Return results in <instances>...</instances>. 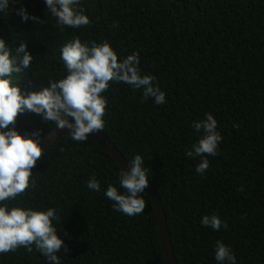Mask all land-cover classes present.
Instances as JSON below:
<instances>
[{
    "label": "trees",
    "instance_id": "1",
    "mask_svg": "<svg viewBox=\"0 0 264 264\" xmlns=\"http://www.w3.org/2000/svg\"><path fill=\"white\" fill-rule=\"evenodd\" d=\"M73 7L84 9L91 25L61 32L44 0H9L0 12V39L13 55L23 44L33 57L13 82L24 94L50 88L48 78L66 74L59 47L72 35L107 40L120 60L138 51L141 75L156 77L166 103L110 83L101 132L126 161L134 154L145 159L177 264H218L217 240L233 250L236 264H264V0H80ZM21 8L38 19L22 20ZM205 113L217 120L222 141L201 175L199 158L185 150L199 135L193 121ZM15 127L40 139L56 128L30 112ZM68 133L32 169L36 187L17 198L24 207L59 209L60 222L53 224L64 242L61 264H164L147 189L142 213L114 211L104 190L118 187L122 166L97 141L76 142ZM93 175L99 193L86 187ZM213 214L227 229L201 225ZM0 264L53 262L33 245L31 253L21 247L0 255Z\"/></svg>",
    "mask_w": 264,
    "mask_h": 264
},
{
    "label": "clouds",
    "instance_id": "2",
    "mask_svg": "<svg viewBox=\"0 0 264 264\" xmlns=\"http://www.w3.org/2000/svg\"><path fill=\"white\" fill-rule=\"evenodd\" d=\"M79 2L44 0L61 32L65 28L80 29L91 25L84 9L73 7ZM8 6L9 0H0V12ZM17 14L24 21L38 19L29 17L23 8ZM19 53H23L22 58ZM59 53L66 74L61 78H48L50 88L24 94L13 82L14 74L29 69L33 57L25 51L23 44L13 55L0 39V255L21 247L31 253L34 245L35 250L53 264H61L57 253L64 243L53 224V221L60 222L59 209L24 207L22 202H17L18 197H24L29 189L36 187L32 169L45 153L36 132L25 135L17 130L19 116L25 112L43 114L45 120L55 122L57 129H69L71 140L84 143L105 126L108 101L103 93L108 91L110 83H123L134 90H142L143 99L151 98L156 105L166 103V93L161 90L156 77L141 75L138 51L120 60L107 40L82 42L80 36L72 35L61 44ZM61 113L63 117H71L74 124L62 118ZM192 127L199 135L191 148L185 150V156L199 158L195 172L202 175L210 166L207 157L218 155L222 136L217 130V120L210 113H205L203 120L193 121ZM144 160L141 154H134L127 160V168L122 167L117 173L118 187L106 186L104 196L112 202L114 211L134 216L145 209L143 194L148 187V169L143 167ZM86 187L93 192L101 191L95 175L86 181ZM200 223L214 231L228 227L227 222L215 214L204 215ZM214 253L218 264H236L233 250L220 240L216 241Z\"/></svg>",
    "mask_w": 264,
    "mask_h": 264
},
{
    "label": "water",
    "instance_id": "3",
    "mask_svg": "<svg viewBox=\"0 0 264 264\" xmlns=\"http://www.w3.org/2000/svg\"><path fill=\"white\" fill-rule=\"evenodd\" d=\"M66 132H69V129L55 128L51 130L45 137L40 139L41 147L44 150H46L50 145L56 142ZM89 138L97 141L113 157V159L116 162H118L122 167L127 168L126 159L118 152V150L110 143V141L106 138V136H104V134L101 131L91 134ZM146 189L149 193L155 211L157 228H158L159 245H160L161 253L163 255V263L177 264L172 249V245L170 242L161 202L149 180H148V187Z\"/></svg>",
    "mask_w": 264,
    "mask_h": 264
}]
</instances>
